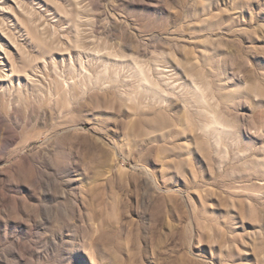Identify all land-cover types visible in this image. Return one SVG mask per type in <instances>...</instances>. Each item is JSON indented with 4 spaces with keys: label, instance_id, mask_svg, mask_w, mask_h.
<instances>
[{
    "label": "rangeland",
    "instance_id": "obj_1",
    "mask_svg": "<svg viewBox=\"0 0 264 264\" xmlns=\"http://www.w3.org/2000/svg\"><path fill=\"white\" fill-rule=\"evenodd\" d=\"M0 264H264V0H0Z\"/></svg>",
    "mask_w": 264,
    "mask_h": 264
}]
</instances>
